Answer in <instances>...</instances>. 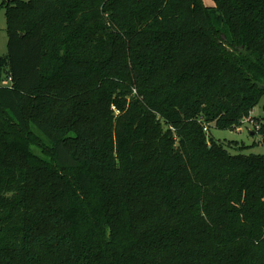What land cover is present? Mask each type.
<instances>
[{
	"label": "trees",
	"instance_id": "obj_1",
	"mask_svg": "<svg viewBox=\"0 0 264 264\" xmlns=\"http://www.w3.org/2000/svg\"><path fill=\"white\" fill-rule=\"evenodd\" d=\"M0 4V264H264V0ZM264 145V115L254 118Z\"/></svg>",
	"mask_w": 264,
	"mask_h": 264
},
{
	"label": "rangeland",
	"instance_id": "obj_2",
	"mask_svg": "<svg viewBox=\"0 0 264 264\" xmlns=\"http://www.w3.org/2000/svg\"><path fill=\"white\" fill-rule=\"evenodd\" d=\"M4 1L0 0V4ZM27 1V0H24ZM205 5L211 7L213 2L211 0H203ZM8 53V34L6 30V18L4 12L0 14V55L5 56ZM264 115V99L260 105L254 110L251 118L246 119L241 126L234 130H220L214 125L208 126L205 131L208 136L219 140L229 147L231 153H236L237 149L243 148L244 154H264V145L261 143V138L255 130L257 129L255 119L261 118Z\"/></svg>",
	"mask_w": 264,
	"mask_h": 264
},
{
	"label": "built area",
	"instance_id": "obj_3",
	"mask_svg": "<svg viewBox=\"0 0 264 264\" xmlns=\"http://www.w3.org/2000/svg\"><path fill=\"white\" fill-rule=\"evenodd\" d=\"M257 128H259V127H257ZM204 130H205V131H207V130H208V128L206 127Z\"/></svg>",
	"mask_w": 264,
	"mask_h": 264
}]
</instances>
